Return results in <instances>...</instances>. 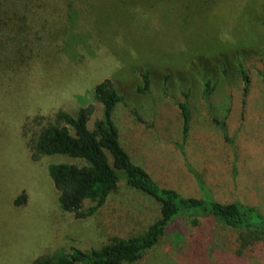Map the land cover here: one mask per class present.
<instances>
[{
    "label": "rangeland",
    "instance_id": "1",
    "mask_svg": "<svg viewBox=\"0 0 264 264\" xmlns=\"http://www.w3.org/2000/svg\"><path fill=\"white\" fill-rule=\"evenodd\" d=\"M84 3L80 24L76 13L62 10L39 27L31 73L0 81V264H32L61 248H99L113 235L143 232L158 215L152 197L124 184L87 217L63 212L48 166L81 162L63 154L31 157V136L58 108L74 113L93 104L88 126L94 127L104 111L94 87L105 78L124 96L112 111L119 142L160 185L201 196L196 172L215 199H238L264 212V0H161L157 15L137 19L120 0ZM242 66L251 77L245 106ZM145 71L150 85L140 93ZM208 84L214 87L205 97ZM181 101L192 113L186 139ZM212 115L225 120L233 142ZM23 191L27 201L16 205ZM201 231L197 240H208L203 248L168 233L140 260L123 264H235L215 251L235 252L236 230L209 216ZM248 264H264V255Z\"/></svg>",
    "mask_w": 264,
    "mask_h": 264
},
{
    "label": "trees",
    "instance_id": "2",
    "mask_svg": "<svg viewBox=\"0 0 264 264\" xmlns=\"http://www.w3.org/2000/svg\"><path fill=\"white\" fill-rule=\"evenodd\" d=\"M160 1L120 0V3L127 13L137 19V15L141 13L147 16L157 15L156 7ZM186 7L181 5L183 10L180 15L184 18L188 17L184 16L189 10ZM62 10H67L72 15L76 13V22L80 24L81 13L83 10L86 12V7L84 0H0L1 82L31 73L39 59L37 41L41 37L38 29ZM241 72L244 77L242 103L245 106L251 77L246 67L242 66ZM141 76L143 85H139L136 90L146 93L150 85L149 72L145 71ZM213 87L207 85L205 97ZM94 94L104 107L103 116L95 121L94 127L91 129L88 126L89 118L94 112L93 104L79 107L74 113L58 108L54 111V120H49L39 132L31 136L29 148L32 159L63 154L81 162H59L48 166L49 174L59 192V207L63 212L73 213L75 217H87L102 208L109 196L124 184L152 197L159 205V213L148 225L144 223L147 226L145 225L143 232L127 236L113 235L109 242L91 250L61 248L38 256L32 264L134 263L168 233H177L176 241L186 238L195 249L203 248L208 240L197 239L202 236L201 229L205 228L209 216L218 225L234 229L238 233L235 252L215 251L220 261L248 264L250 257L264 255L263 211L238 199L228 202L215 199L211 187L196 172L199 187L203 191L201 196H186L176 189L160 185L146 168L132 160L119 142L112 111L119 101L124 100V96L113 80L105 78L96 83ZM178 106L183 117V138L186 139L192 113L187 101L178 102ZM212 119L223 129L226 141L233 142L227 133L225 120L216 115H212ZM148 125L153 126V123ZM181 150L183 151V147ZM234 156L235 175L238 156L236 153ZM26 201L27 193L23 191L15 198L14 203L22 205ZM85 201L93 204L86 208ZM188 225L193 229H189Z\"/></svg>",
    "mask_w": 264,
    "mask_h": 264
}]
</instances>
